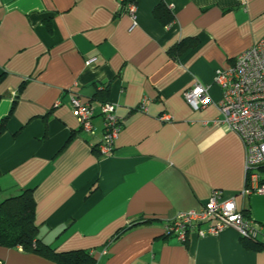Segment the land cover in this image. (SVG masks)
<instances>
[{"label": "crops", "instance_id": "obj_1", "mask_svg": "<svg viewBox=\"0 0 264 264\" xmlns=\"http://www.w3.org/2000/svg\"><path fill=\"white\" fill-rule=\"evenodd\" d=\"M136 2L132 17L122 0H0V199L34 186L42 241L56 252L90 249L97 264H264V248L233 228L191 230L186 243L164 237L169 219L202 209L215 189L264 229V193L241 194L245 149L219 123L215 83L264 37V0ZM160 3L168 25L154 14ZM183 40L195 45L171 54ZM196 81L212 99L200 110L184 98ZM73 96L93 103L94 133L80 128ZM105 102L123 121L109 155L97 147ZM257 172L264 180V166ZM133 221L148 222L111 240ZM0 260L57 264L6 246Z\"/></svg>", "mask_w": 264, "mask_h": 264}, {"label": "built area", "instance_id": "obj_2", "mask_svg": "<svg viewBox=\"0 0 264 264\" xmlns=\"http://www.w3.org/2000/svg\"><path fill=\"white\" fill-rule=\"evenodd\" d=\"M122 1H126L125 9L135 17L136 0ZM93 61L88 60L86 64L90 65ZM215 83L222 90L219 109L223 118L219 123L226 124L237 133L245 149L246 184L241 194L264 193V180L257 172L259 167L264 166V37L240 53L230 67L219 70ZM184 98L194 110L212 102L209 85L199 81L185 90ZM72 105L80 128L94 133L93 103L73 96ZM141 107L144 109V103ZM100 113L104 120V138L98 148L103 155H109L113 152L123 121L117 115L114 103H103ZM162 118L166 120L168 116ZM202 225L205 227L202 228ZM226 228H233L241 239L252 243H257L259 236L264 237V229L246 218L235 197L224 198L223 191L215 189L202 209L180 212L169 219L164 234L186 243L191 230H196L199 235H217Z\"/></svg>", "mask_w": 264, "mask_h": 264}, {"label": "trees", "instance_id": "obj_3", "mask_svg": "<svg viewBox=\"0 0 264 264\" xmlns=\"http://www.w3.org/2000/svg\"><path fill=\"white\" fill-rule=\"evenodd\" d=\"M126 1L123 2V7ZM125 10V9H123ZM155 16L165 25L170 24L174 17L168 7L162 3L154 9ZM187 40L181 41L170 49L171 54H181L190 45ZM7 118L0 122V136L6 128ZM99 146V145H98ZM97 146V147H98ZM96 148V147H95ZM35 187L31 186L24 189L20 194L0 199V246L22 247L23 250L40 253L51 257L57 264H97L90 249H76L64 252H56L52 247L42 241L39 236V226L36 224V202L33 197ZM245 216L247 215L244 213ZM148 221H133L118 231L112 241L120 238L128 230L147 223ZM169 238L171 236L165 235ZM245 245L252 249L264 248L263 243H252L243 240ZM3 264V263H2Z\"/></svg>", "mask_w": 264, "mask_h": 264}, {"label": "rangeland", "instance_id": "obj_4", "mask_svg": "<svg viewBox=\"0 0 264 264\" xmlns=\"http://www.w3.org/2000/svg\"><path fill=\"white\" fill-rule=\"evenodd\" d=\"M2 198V197H1ZM2 200V199H1Z\"/></svg>", "mask_w": 264, "mask_h": 264}]
</instances>
